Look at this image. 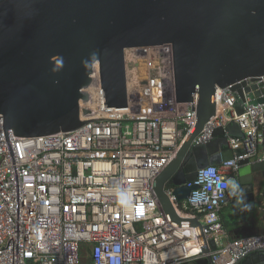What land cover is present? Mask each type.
Wrapping results in <instances>:
<instances>
[{
  "label": "built area",
  "instance_id": "1",
  "mask_svg": "<svg viewBox=\"0 0 264 264\" xmlns=\"http://www.w3.org/2000/svg\"><path fill=\"white\" fill-rule=\"evenodd\" d=\"M152 49L126 52L127 109L104 108L96 66L93 122L39 139H15L0 122V264H181L200 257L195 231L169 224L153 191L195 127L197 100L194 112L191 103L165 100L161 84L143 74L150 62L140 61ZM250 84L264 89V79ZM218 91L216 115L194 144L234 122L244 137L227 138L233 159L198 170L186 200L177 202L173 188L165 194L180 217L209 228L213 264H235L264 252V233L228 240L220 217L240 197L233 187L240 163L264 162V95L256 105L246 99L237 116L235 96Z\"/></svg>",
  "mask_w": 264,
  "mask_h": 264
},
{
  "label": "water",
  "instance_id": "2",
  "mask_svg": "<svg viewBox=\"0 0 264 264\" xmlns=\"http://www.w3.org/2000/svg\"><path fill=\"white\" fill-rule=\"evenodd\" d=\"M163 46L171 49L176 103H191L194 112L196 97V124L153 191L169 224L195 231L200 257L181 264H213L209 228L200 218L180 217L165 189L186 200L198 170L233 159L227 138L244 137L234 122L208 142L194 141L216 115L218 90L235 96L237 116L246 99L262 102L264 89L250 83L264 79V0H0V122L15 139L53 137L93 122L96 66L104 108L127 109L126 52ZM240 165L236 184L247 215L255 210L253 179L264 162ZM235 264H264V252Z\"/></svg>",
  "mask_w": 264,
  "mask_h": 264
},
{
  "label": "crops",
  "instance_id": "3",
  "mask_svg": "<svg viewBox=\"0 0 264 264\" xmlns=\"http://www.w3.org/2000/svg\"><path fill=\"white\" fill-rule=\"evenodd\" d=\"M258 191L256 187L254 212H249L247 215L243 214L239 200L235 201V205H233V202L232 205L222 209L220 217L228 240L252 235L256 232L264 233V204H262V201H260V205L257 204L258 199H261V194ZM231 206H233L232 209ZM244 215L246 217L245 220Z\"/></svg>",
  "mask_w": 264,
  "mask_h": 264
},
{
  "label": "rangeland",
  "instance_id": "4",
  "mask_svg": "<svg viewBox=\"0 0 264 264\" xmlns=\"http://www.w3.org/2000/svg\"><path fill=\"white\" fill-rule=\"evenodd\" d=\"M147 53L148 54L144 56L143 60L140 61L150 62V64L147 65L146 72L143 74L147 75V79H149V81L159 82V84H161L162 92H164L163 97L167 102H169L174 99V94L172 85V58L168 48L166 46L154 48L152 49L151 53ZM130 80L133 81L134 77H132ZM258 182L256 183V187L259 190V194H261V199H258L257 204L260 205V201H262V204H264V180ZM235 203L236 202H234L233 205H235ZM232 208L233 206H231V209Z\"/></svg>",
  "mask_w": 264,
  "mask_h": 264
},
{
  "label": "flooded vegetation",
  "instance_id": "5",
  "mask_svg": "<svg viewBox=\"0 0 264 264\" xmlns=\"http://www.w3.org/2000/svg\"><path fill=\"white\" fill-rule=\"evenodd\" d=\"M264 180V172H260V173H257V175L255 176V178L253 179V184H254V187L256 188V183L258 181H263ZM259 184V182H258ZM235 189H237V184H236V187ZM240 197L237 196V200H239ZM239 203H240V200H239ZM255 203V202H254ZM245 217V215H244Z\"/></svg>",
  "mask_w": 264,
  "mask_h": 264
},
{
  "label": "trees",
  "instance_id": "6",
  "mask_svg": "<svg viewBox=\"0 0 264 264\" xmlns=\"http://www.w3.org/2000/svg\"><path fill=\"white\" fill-rule=\"evenodd\" d=\"M236 197H237V196H236ZM236 200H237V198H234V199H233L228 205H231V204H232L233 202H235ZM228 205H227V206H228ZM227 206H226V207H227ZM226 207H225V208H226ZM224 228H225V227H224Z\"/></svg>",
  "mask_w": 264,
  "mask_h": 264
},
{
  "label": "bare ground",
  "instance_id": "7",
  "mask_svg": "<svg viewBox=\"0 0 264 264\" xmlns=\"http://www.w3.org/2000/svg\"><path fill=\"white\" fill-rule=\"evenodd\" d=\"M164 47V46H163ZM168 51H169V48H168ZM134 81V80H133ZM95 95H96V91H93V98L95 97ZM192 247H190V249H191Z\"/></svg>",
  "mask_w": 264,
  "mask_h": 264
},
{
  "label": "clouds",
  "instance_id": "8",
  "mask_svg": "<svg viewBox=\"0 0 264 264\" xmlns=\"http://www.w3.org/2000/svg\"><path fill=\"white\" fill-rule=\"evenodd\" d=\"M233 187L235 188L236 186L234 185Z\"/></svg>",
  "mask_w": 264,
  "mask_h": 264
}]
</instances>
